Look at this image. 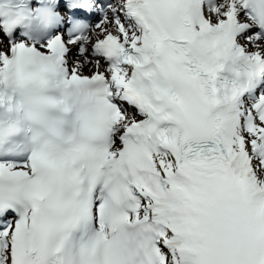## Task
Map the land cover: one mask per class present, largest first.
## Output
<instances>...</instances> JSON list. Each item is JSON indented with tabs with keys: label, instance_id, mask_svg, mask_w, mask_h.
Returning a JSON list of instances; mask_svg holds the SVG:
<instances>
[{
	"label": "snow or ice",
	"instance_id": "6c2138e0",
	"mask_svg": "<svg viewBox=\"0 0 264 264\" xmlns=\"http://www.w3.org/2000/svg\"><path fill=\"white\" fill-rule=\"evenodd\" d=\"M0 264H264V0H0Z\"/></svg>",
	"mask_w": 264,
	"mask_h": 264
}]
</instances>
